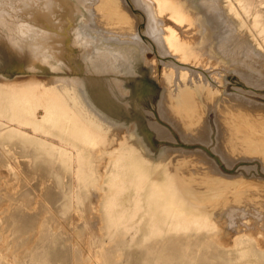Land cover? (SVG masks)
<instances>
[{
    "label": "rangeland",
    "instance_id": "374dc122",
    "mask_svg": "<svg viewBox=\"0 0 264 264\" xmlns=\"http://www.w3.org/2000/svg\"><path fill=\"white\" fill-rule=\"evenodd\" d=\"M87 1L89 4V1H92L89 5L91 12L83 9L84 12H80L78 18H75L76 15H64L65 18L57 21L59 30H66L67 37L73 43V52L83 55L90 50V58H93V52L96 54H94L95 57L98 56L100 63L98 60L94 61L97 65L99 64L98 68L94 67L93 69L96 68V70H93L88 66L89 70L85 66L84 69L88 70L84 71L89 73L93 71L94 73H91L93 78L99 79L101 85L104 84V88L106 87L105 93L110 94L111 91L114 93L113 96H111L112 93L108 94L109 98L107 96L111 102L113 100L114 104L100 106L96 104V100H92L88 92L90 85L81 67L70 72L59 66L60 68L56 67L54 71L50 67L54 64L53 61L52 64L47 65L37 63L35 67H28L31 64L24 62L21 66L24 64L27 66L16 70L21 63L17 66L9 64L12 65L9 66L7 60H0V77H2L0 84H6L7 81V83L20 82L25 78V81H29L35 78V81L39 79V82H45V89L50 86L48 89L53 90L51 84H54L56 79L59 80L58 85H61L63 82L60 81H64L67 77L72 78L74 75L73 79L78 77L80 81L83 77L82 80L86 83L84 81L81 83L87 90V96L90 102L92 101L91 105L96 109L95 111L106 116L107 123L110 125L107 131L99 130L103 138H98L95 142V158L88 156L87 159H82L79 165L74 159L75 151L69 152L64 142L60 143V140L48 134L38 132L53 142L58 141L55 145H59L51 150L52 157H47V151L44 153L42 149L28 144L31 142L10 140L9 142L6 140L8 137L3 139L0 137V264H264V246H262L264 245V232H262L264 231L262 228L264 227V136H262L264 135V0H159L160 7L155 8L154 14L159 15L161 11V17L166 25L159 26L161 30L163 28L160 32V47L165 49L164 53L169 54L165 56L163 53L164 59L167 61L169 59L165 66L162 60L155 58L153 51L138 47L136 43H132L131 37L123 38V33L129 36L136 33L133 28L128 26L127 28L123 22V24L119 23L120 14L114 10L111 0ZM119 3L120 7L128 6L127 0H118ZM20 4V0H0V10L4 12L7 8L6 12L11 13L14 6L18 7ZM77 5L78 2L73 0L72 6ZM44 6L46 4H43L42 8ZM128 8L129 6L126 9ZM129 9L126 11L120 9V11L122 14H128L127 11H129L130 15H133L135 11ZM164 27L174 28L178 36L172 37L170 34L168 37L164 34ZM115 37L123 42L129 38L131 45L128 44V46H133L132 50L127 46L128 50L126 48L123 52L118 51L116 46H111L121 44V41L118 42ZM138 40L141 43L142 39H139V36ZM108 43H112L110 45L112 48L108 46ZM87 45L91 48L82 52ZM158 56L163 57L160 54ZM77 59H80V62L85 60L83 57ZM171 60L174 63H171L172 65L168 64ZM177 61L182 62L183 65ZM160 65H163V68ZM101 69L104 79L100 76ZM197 75L202 76L201 79L200 77L197 79ZM246 75L248 79L251 78L248 86L242 80L246 78ZM110 80L112 82H109ZM211 81H214V84ZM245 81L249 82V80ZM107 82L108 86H105ZM235 94L243 98H236ZM82 96L83 100L86 99L84 92ZM4 100L0 98V117H2V120L0 118L2 122H0V134L6 133L8 136V133L13 130V125L9 113L4 112L6 109ZM162 112L165 118L172 122L169 124L177 128L175 132L169 125L175 134L166 136L159 130L158 120ZM242 115L245 120L242 119ZM207 119L212 132L210 133L211 144L208 143L205 146L201 142H196L195 129H201ZM29 120V122L33 121L32 124L37 122L33 118ZM243 120L244 124H242ZM245 121H249V125ZM215 122L216 125H214ZM100 123L104 122L100 121ZM183 124L193 126L186 128ZM217 124L218 129L214 128ZM246 136L247 138H243ZM214 138L221 139L219 141ZM124 143H127V147ZM248 147H251L253 152ZM215 148L219 150L218 153ZM229 149L232 151L228 152ZM120 154L126 157L124 164L128 161L130 163L128 162L126 171L118 169L120 171L118 176L125 172V177L122 179L128 180L122 184L121 177V180L117 179L119 184L123 186L127 184L126 190L122 188L123 186H119V191L116 186L110 188L106 179L117 165L118 157H122ZM223 157H225L224 161ZM41 162L47 166L44 167ZM211 162L215 163L217 168L215 164L212 167ZM48 164H53L54 167ZM198 167L201 169H197ZM138 175L146 178L144 183L146 186L142 185L140 191L138 190L140 202L136 200L135 188L139 182ZM211 175L220 178L218 182L211 183L216 189L221 185V188L226 187L214 198V200L217 198L214 201L216 203L210 204L215 208L211 210L210 223L213 227L217 223L220 226L217 225L212 234H200L201 230L198 229L203 226L201 222L202 219L204 221L207 218V213L205 203L198 197V187L208 186L214 179ZM224 180L228 182L232 180L231 185H227L228 182L224 183ZM148 194L151 196H147ZM214 196V194L208 195V197ZM152 200L155 201L154 205L150 203ZM169 201L172 205L168 203ZM167 205H171V209ZM107 206H111L110 211L114 209L111 211L112 219L119 220L117 229L106 228L112 225V222L104 221V207ZM227 206H231L232 214L223 211V208ZM172 207L177 209L178 213L181 211V215L183 214L181 220L185 219L183 220L185 223L180 221L176 224H184V227L191 230L192 235L172 236L162 241H148L151 236L147 235H152L153 232L166 234L165 226L162 224L159 226V221L163 220L165 214L171 216L169 220H163L171 222L167 223L168 225L177 221ZM166 209L171 211L167 212ZM156 210L160 211L159 215L156 212L154 214ZM216 210L217 213H215Z\"/></svg>",
    "mask_w": 264,
    "mask_h": 264
},
{
    "label": "bare ground",
    "instance_id": "6f19581e",
    "mask_svg": "<svg viewBox=\"0 0 264 264\" xmlns=\"http://www.w3.org/2000/svg\"><path fill=\"white\" fill-rule=\"evenodd\" d=\"M72 1L73 0H20L21 2V6L17 7V6H14L12 12H6L7 11V8H5L6 10L4 12H2L0 10V60H7L6 62L9 64H12V65H16L18 63H21L18 65V69L16 70H20L21 68H23L24 66H27V62L30 63L31 65H28L29 66H33L35 67V65H37V63H43V64H49L51 63H54V64H50L51 66V69L54 70V68L56 69V67L60 68V67H64V70L66 71L67 69L71 72H73L74 70H76L77 67H81V70H88L89 68L93 69L94 67H97L98 68V65L94 62L96 60H98V56L95 57V53L93 52V58L89 57L91 54L89 53L90 50H88L89 48H91L90 46H86L85 49L82 50V52L84 51H87L85 53H83V55H78V53H75L73 52V43L72 41L69 39V37H67V33H66V30L63 29V30H59V25H58V20L60 18H65L66 16L64 15H76L75 18H78L79 15H80V12H84L83 9H88V12L90 10L91 12V6L89 7V5L91 4L92 1H89L90 4L88 3L87 0H76L78 2V5L76 7H73L72 6ZM95 1V0H94ZM93 1V2H94ZM97 1V0H96ZM95 1V2H96ZM101 1V0H100ZM106 1V0H105ZM110 1V0H109ZM123 1V0H122ZM17 2V1H16ZM42 2V3H41ZM127 2L129 3H126V5L129 6V8H131L132 11H135L133 12V16L132 14L130 15L129 11L128 14L127 13H124L122 14V12L120 11V9H122V11H126V10H130L129 8L126 9L127 7L125 6V8L123 7H120V3L118 4V0H111V3H113L112 5L114 6V10H116L120 15H119V23L120 24H126V27L128 26L129 28H133V30L135 31V33L137 34L138 33V36H139V39L141 38L142 41L141 43L139 42L138 40V36H136V34H134L133 36H129L128 34H124L123 33V38L124 36H127V37H131L130 39H132V43L134 42V44L136 43L138 47H142L143 49H148L149 51H153L154 53V56L155 58H159L160 60L163 61V65L165 64L166 65V62L169 61L168 58L171 59V57H168V61L166 59H164V55L167 54L166 52L164 53L163 50L161 47H160V32H162L161 28H159V26H166L164 24V19L163 17H161V11H160V14L158 15V18L156 17L157 15L154 14V11H155V8H158L160 7V3H159V0H127ZM99 3V2H97ZM106 3V2H105ZM11 4V3H10ZM43 4H46V6H44V8H42V5ZM94 4V3H93ZM96 4V3H95ZM108 4V3H107ZM125 4V3H124ZM215 5V4H213ZM12 6V5H11ZM107 6V5H106ZM211 6V5H210ZM95 7V5H94ZM96 7H97V4H96ZM103 7V5H102ZM105 7V6H104ZM214 7V6H213ZM4 8V7H3ZM11 8V7H10ZM101 8V7H100ZM96 9V8H95ZM124 9V10H123ZM126 9V10H125ZM139 9V10H138ZM11 10V9H10ZM112 10V11H114ZM86 11V10H85ZM101 11V9H100ZM158 11V10H157ZM97 12V11H95ZM9 13V14H8ZM99 13V12H98ZM136 13V14H134ZM158 13V12H157ZM88 14V13H87ZM117 14V13H115ZM94 15V14H93ZM107 16V15H106ZM56 17V18H55ZM82 17V16H81ZM80 17V18H81ZM136 17V18H135ZM160 17V18H159ZM101 19H104V18H101ZM107 19V18H106ZM122 19V20H121ZM130 19V20H128ZM175 19V18H174ZM137 20V21H136ZM147 20V22H146ZM166 20V19H165ZM173 21V19H172ZM123 22V23H122ZM154 22V23H152ZM157 22V23H156ZM169 22V21H168ZM172 24V23H171ZM117 25V23H116ZM179 25V24H178ZM177 25V27H178ZM181 25V24H180ZM146 26V27H145ZM168 26V25H167ZM127 27V28H128ZM171 27V26H170ZM168 28L166 29V27H164V34L165 35H169L171 34V36H178L176 35V30H174V28H176L175 26H173L174 28ZM125 28V27H124ZM180 28V26H179ZM108 29V28H107ZM145 29H147V31H145ZM181 29V28H180ZM179 29V31H180ZM121 30V29H120ZM160 30V31H159ZM178 30V29H177ZM186 31V30H185ZM121 32V31H120ZM168 32H170L168 34ZM181 32H182V29H181ZM131 35V33H129ZM183 33H181L182 35ZM121 35V34H120ZM117 36V35H116ZM119 36V34H118ZM162 36V35H161ZM126 37V38H127ZM150 37V38H148ZM117 39V37H115ZM128 38V40H129ZM165 38V37H164ZM175 38V37H174ZM187 38V37H186ZM120 39V38H119ZM122 39V38H121ZM125 39V38H124ZM169 39H172V38H169ZM169 39H163L164 41H167ZM178 39V38H177ZM189 39V38H188ZM127 39L123 42V40H118L117 41H121V44H109L108 46L111 47V46H116V49L118 51H123L124 52V49L127 48L128 50V47H131V46H128V44H130L131 42L128 41ZM135 40V41H134ZM138 40V42H137ZM187 40V39H186ZM191 41V39H190ZM104 42V41H103ZM176 42V40H175ZM192 42V41H191ZM116 43V42H115ZM167 43V42H166ZM106 45V44H105ZM111 45V46H110ZM131 45V44H130ZM170 45V44H169ZM128 46V47H127ZM135 45V47H137ZM168 46V45H167ZM95 47V46H94ZM103 47V46H102ZM137 47V49H138ZM169 47V46H168ZM112 48V47H111ZM133 46L130 48L132 50ZM141 49V48H139ZM108 50V49H107ZM106 50V51H107ZM130 50V51H131ZM135 50V49H134ZM133 50V51H134ZM99 51V50H97ZM105 51V53H106ZM176 51V50H175ZM80 52V51H79ZM113 52V51H112ZM115 52V50H114ZM101 53V52H100ZM111 53V52H110ZM133 53V52H132ZM150 53V52H149ZM164 53V55H163ZM170 53V52H169ZM89 54V55H88ZM95 54V55H94ZM120 54V53H119ZM162 55L163 57H159L158 55ZM133 55V54H132ZM169 55V54H167ZM171 55V54H170ZM125 56V54H124ZM146 56V54H145ZM166 56V55H165ZM175 56V55H174ZM173 56V57H174ZM83 57V59L85 60H82L80 62V59H77V58H81ZM183 57V56H182ZM105 58V57H104ZM106 58H108L106 56ZM114 58H115V55H114ZM95 59V60H93ZM100 59V57H99ZM149 59V58H148ZM250 59V58H249ZM107 60V59H105ZM159 60V62H161ZM174 60L176 61V58L174 57ZM253 60V59H252ZM252 60L250 62H252ZM258 60V59H257ZM99 61V60H98ZM174 61V62H175ZM255 61V60H254ZM253 61V62H254ZM26 63L24 64V66H21L22 63ZM56 62V63H55ZM149 62V61H148ZM165 62V63H164ZM179 61H177L178 63ZM100 63V61H99ZM101 63H102V60H101ZM103 63H104V60H103ZM106 63V62H105ZM116 63V62H115ZM157 63V61H156ZM174 64L173 63V60H171L168 64ZM179 63H182V62H179ZM160 64V63H159ZM171 64V65H172ZM192 64V63H191ZM190 64V65H191ZM12 65H9V66H12ZM162 65V66H163ZM164 65V66H165ZM170 65V66H171ZM181 65V64H180ZM183 65V63H182ZM187 65V64H186ZM251 65V64H249ZM60 66V67H59ZM85 66L88 68V69H84ZM103 66V65H102ZM157 66V65H156ZM161 66V65H160ZM161 66V67H162ZM192 66V65H191ZM27 67V68H28ZM32 67V68H33ZM47 67V66H46ZM45 67V69H46ZM111 66L109 65L108 69L110 68ZM175 67V65H174ZM194 67V66H193ZM192 67V68H193ZM252 67V66H251ZM15 68V66H14ZM17 68V67H16ZM42 68V67H41ZM107 68V67H106ZM163 68V67H162ZM12 69V68H11ZM24 69V68H23ZM50 69V68H49ZM259 69V68H258ZM37 70V69H36ZM35 70V71H36ZM90 70V69H89ZM93 70H96L93 69ZM105 71H108L106 69H103ZM110 70V69H109ZM174 72H175V69H173ZM29 71V70H28ZM50 71V70H49ZM55 71V70H54ZM100 71V70H99ZM98 71V72H99ZM102 71V69H101ZM181 71V70H179ZM183 71V70H182ZM192 71V70H191ZM261 71V70H260ZM26 72V71H24ZM62 72V71H61ZM93 72V71H92ZM91 72V73H92ZM96 72V71H95ZM97 72V74H98ZM113 72H114V69H113ZM187 72V71H186ZM242 72V71H241ZM246 72V70H245ZM249 72V71H248ZM253 72V71H252ZM23 73V72H22ZM31 73V72H30ZM89 73L88 71H84V75H86L85 77L87 78V83L88 85H90V88L88 89V92L90 93V95L92 96V100L96 102L97 105H107L109 103L111 104H114L113 103V100L112 102L108 99L109 96L107 94V92L105 93V88H104V84L103 86L101 85L102 83L100 82L99 80V83H98V80L97 79H94L93 78V74ZM94 73V72H93ZM106 73V72H104ZM110 73V72H109ZM157 73V71H156ZM178 73H181V72H178ZM177 73V74H178ZM189 73V72H188ZM187 73V74H188ZM199 72L197 71V74ZM204 73V72H203ZM244 73V71H243ZM260 73V72H259ZM32 74V73H31ZM55 74V73H54ZM67 74V73H66ZM65 74V75H66ZM71 74V73H70ZM96 74V75H97ZM176 74V73H175ZM176 74V75H177ZM262 74V73H261ZM39 75V74H38ZM76 75V73H75ZM99 75V74H98ZM105 75V74H104ZM200 75V74H199ZM240 75V74H239ZM22 76V75H21ZM26 76V75H25ZM42 76V75H41ZM51 76V75H50ZM56 76V75H55ZM60 76V75H59ZM71 76V75H70ZM100 76L102 79H104L102 76H103V71L102 73H100ZM109 76V75H108ZM115 76V75H114ZM159 76V75H158ZM161 76V75H160ZM181 76V75H180ZM179 76V77H180ZM189 76V74H188ZM241 76H242V73H241ZM255 76V75H254ZM27 77V76H26ZM43 77V76H42ZM73 77H75L73 75ZM72 78H68L65 79L64 81H60V82H63L61 85H58V79H56L54 81V84H51L52 87H53V90L51 89H48L46 88L45 89V82L43 81H40L39 82V79L38 81H35L36 79L33 78L34 80H29V81H25L22 80L20 82H13V81H10V82H13V83H3V84H0V98H4L6 100H4V103L6 102V109H4L5 113L6 111L9 113V118L12 125H13V130L8 133V136L7 134H0V137L1 139H3L4 137H8L6 140L7 141H14V142H21V141H25V142H31V143H28L30 144L32 147H35V148H38V149H42V151L45 153V151L48 152V155L47 157H52V152L51 150H54V148H56L58 145H55L56 142H64L66 144V147H67V150L69 152H72V151H75V154H74V159L75 161L78 163L77 165H79L80 161L82 159H87L88 156H91L93 158H95V146H96V141L98 138H103V136H101V131H105L106 129H109L110 125H108L109 123H107V119L105 118L106 116H103L102 113H100L99 111H95L96 109L91 105V102H90V99H89V96H87V90H85L84 88V85L81 83V81L83 82L84 80H82L81 78V81L80 79L78 80L77 78L76 79H73ZM95 77V76H94ZM105 77V76H104ZM111 77V76H110ZM198 77H201L202 76H198L197 75V79ZM253 77V76H252ZM261 77V76H260ZM2 77H0L1 79ZM30 78V77H29ZM62 78V77H61ZM108 78V80L110 79L109 77H106V79ZM185 78V77H184ZM188 78V77H187ZM190 78V77H189ZM192 78V76H191ZM246 78H247V75H246ZM246 78H243L242 80L245 82V84L249 85L250 84V79H246ZM255 78V77H254ZM6 79V78H5ZM176 79V78H175ZM195 79V78H194ZM196 79V81H197ZM49 80V79H48ZM107 80V81H108ZM192 80V79H190ZM209 80V79H208ZM207 80V81H208ZM211 80V79H210ZM245 80H249L248 81H245ZM176 81V80H175ZM180 81V80H179ZM182 81V80H181ZM206 81V80H205ZM206 81V82H207ZM239 81V80H238ZM258 81V80H257ZM86 83V81H84ZM109 82H112L111 80ZM192 82V81H191ZM214 81H211V83H213ZM243 82V83H244ZM53 83V82H52ZM105 83V81L103 82ZM178 83V82H177ZM183 83V82H182ZM238 83V82H237ZM256 83V82H255ZM254 83V84H255ZM42 84V85H41ZM57 84V85H56ZM83 86H82V85ZM108 82L106 83L105 86H108L107 85ZM116 84V83H115ZM180 84V83H179ZM187 84V82L185 83ZM189 84V83H188ZM209 84V83H208ZM214 84V83H213ZM227 84V83H226ZM232 84V83H231ZM54 85V86H53ZM112 85V84H111ZM194 85V84H193ZM205 85V84H204ZM247 85V86H248ZM253 85V84H252ZM261 85V84H260ZM87 86V85H86ZM115 86V85H114ZM176 86V85H175ZM174 86V87H175ZM233 86V85H232ZM245 86V85H244ZM51 87V88H52ZM112 88V87H111ZM258 88V87H257ZM177 89V88H176ZM237 89V88H236ZM250 89V88H249ZM251 89H253L251 87ZM256 89V88H255ZM114 90V89H113ZM116 90V89H115ZM122 90V89H121ZM240 90V89H239ZM68 91H70V93L72 94L71 96L69 95L70 93H68ZM235 91H238V90H235ZM235 91H232L234 93H236ZM250 90H248L249 92ZM55 92V93H54ZM85 93L86 94V99L83 100V96H82V93ZM109 92V91H108ZM114 92V91H113ZM246 92V91H245ZM251 92H254V91H251ZM250 92V94H251ZM112 93V91L110 92V94ZM116 93V92H115ZM119 93V92H118ZM238 93V92H237ZM241 93V91H240ZM256 93V92H255ZM254 93V94H255ZM107 94V95H106ZM109 94V95H110ZM114 93L111 94V96H113ZM253 94V93H252ZM116 95V94H115ZM238 95V96H237ZM3 96V97H1ZM108 96V98H107ZM236 98H240L242 99L243 96H239V94H235ZM119 97V96H118ZM122 97V96H121ZM124 97V96H123ZM230 97V96H229ZM246 97V96H245ZM248 97V96H247ZM258 97V96H257ZM264 97V96H263ZM112 99V98H111ZM118 99V98H117ZM123 99V98H122ZM245 99V98H244ZM71 100V101H70ZM121 100V99H120ZM248 100V99H247ZM255 100V99H254ZM257 100V99H256ZM119 101V100H117ZM227 101V100H226ZM3 102V101H2ZM99 102H101L102 104H100ZM120 102V101H119ZM249 102V101H248ZM252 102V101H251ZM249 102V103H251ZM257 102V101H256ZM68 103V104H66ZM243 103V102H242ZM252 104H255V102ZM263 104V103H262ZM1 105V104H0ZM126 105H128V102H126ZM244 105V104H243ZM246 105V104H245ZM251 105V104H250ZM236 106V105H235ZM252 106V105H251ZM257 106H260V104ZM264 106V105H263ZM91 108V109H90ZM106 108V107H105ZM238 108V107H237ZM95 109V110H94ZM235 109V108H234ZM243 109V108H242ZM261 110V109H260ZM235 111V110H234ZM241 111V110H240ZM262 111V110H261ZM29 112H32L33 114L29 113ZM233 112V111H231ZM243 112V111H242ZM236 113V112H235ZM3 114V113H2ZM72 114V115H70ZM188 114V113H187ZM240 114V113H239ZM243 114V113H242ZM246 114V113H245ZM1 115V114H0ZM35 115V116H34ZM228 115V114H227ZM163 116V120H161ZM196 116H199V115H196ZM244 119V115H242ZM253 116V115H252ZM261 116V115H260ZM8 117V116H7ZM195 117V116H194ZM232 118V116H230ZM259 117V116H258ZM1 120H2V117H0ZM29 118H33V120L37 121L36 123H31L33 122L31 120V122H29ZM161 118L158 120V126H159V130L161 132H163L166 136H170L174 133V130L175 132L177 131V128H173L172 125H170L169 123H172L171 121H168L165 116H164V113L162 112L161 114ZM230 118V119H231ZM257 118V116H256ZM239 119V118H237ZM247 119V117H246ZM0 120V122H1ZM192 120V118L190 119ZM214 120V119H213ZM245 120V119H244ZM244 120H243V123L244 124ZM248 120V119H247ZM264 120V119H263ZM263 120L261 122H263ZM9 121V119L7 120ZM100 121H103L104 123H106L104 125V123H100ZM240 121V120H239ZM242 121V120H241ZM255 121V120H254ZM110 122V121H109ZM167 122V123H166ZM190 122V121H189ZM247 122V121H245ZM249 122V121H248ZM247 122V123H248ZM259 122V121H257ZM2 123V122H1ZM10 123V122H9ZM245 123V124H247ZM250 123V122H249ZM248 123V125H249ZM4 124V123H3ZM168 124V125H167ZM240 124V123H239ZM11 125V124H10ZM170 126H172V129H170ZM185 124H183L184 126ZM216 125V122L215 124ZM247 125V127H248ZM251 125V124H250ZM257 125V123H256ZM263 125H264V122H263ZM1 126V125H0ZM157 126V127H158ZM188 126H193L191 124H189ZM188 126L185 125V127L187 128ZM232 126V125H231ZM246 126V125H245ZM261 126V124H260ZM5 126H3L4 128ZM216 127H219L218 124L217 126H215L214 128ZM229 127V126H228ZM256 127V126H255ZM264 127V126H263ZM262 127V128H263ZM10 128V126H9ZM210 126L208 124V119L204 122V126L201 128V129H195V133H197V138H196V142H201V144L203 145H208V143L211 144L210 142V133L212 132V129L210 130ZM248 128H251V127H248ZM260 128V127H259ZM8 129V128H7ZM12 129V128H11ZM218 129V128H216ZM216 129L214 131H216ZM245 129V128H244ZM252 129V128H251ZM264 129V128H263ZM101 130V131H99ZM241 130H242V127H241ZM247 130V129H246ZM255 130V129H254ZM258 130V129H257ZM260 130V129H259ZM9 131V130H8ZM107 131V130H106ZM4 132V130L2 131ZM1 132V133H2ZM38 132H41L43 134H48L50 135L51 137H54V138H57L58 141L56 142H53L51 141V139L49 140L48 138L43 137L40 133ZM251 132V131H250ZM256 132V131H255ZM254 132V133H255ZM261 132V131H260ZM218 133V132H217ZM220 133V131H219ZM236 133H238L236 131ZM242 133V132H240ZM239 133V134H240ZM259 133V132H257ZM175 134V133H174ZM213 134V133H212ZM216 134V132H215ZM249 134V133H248ZM263 134V133H262ZM246 135V134H245ZM255 135V134H253ZM258 137H259V134H257ZM213 136V135H212ZM238 136V135H237ZM240 136H242L240 134ZM249 136V135H248ZM261 136V134H260ZM264 136V135H262ZM220 137V136H218ZM239 137V136H238ZM252 137V136H251ZM257 137V136H255ZM243 138H247L246 137H243ZM261 138V137H260ZM259 138V139H260ZM216 138H214L215 140ZM221 139V138H220ZM220 139H216V140H219ZM236 139V138H235ZM238 139V138H237ZM251 139V138H250ZM256 139V138H255ZM258 139V138H257ZM258 139V140H259ZM242 140V138H241ZM261 140V139H260ZM263 140V139H262ZM9 141V142H10ZM218 141V142H219ZM236 141V140H235ZM243 141V140H242ZM124 142V141H123ZM217 142V143H218ZM245 142V140H244ZM256 142V141H255ZM100 143V142H99ZM106 143V142H105ZM215 143V142H213ZM216 143V144H217ZM249 143V142H248ZM251 143V142H250ZM254 143V142H253ZM260 143V142H259ZM21 144V143H20ZM25 144V143H24ZM127 147V143H124ZM219 144V143H218ZM23 145V144H21ZM202 145V146H203ZM213 145V144H212ZM215 145V144H214ZM227 145V143H226ZM253 145V144H252ZM256 145V144H255ZM254 145V147H255ZM263 145V144H262ZM99 146V145H97ZM216 146V145H215ZM214 146V147H215ZM219 147V145H217ZM229 146V145H228ZM261 146V145H260ZM28 147V146H27ZM130 147V146H129ZM212 147V146H211ZM244 147V146H243ZM121 148V147H120ZM124 148V146H123ZM132 148V147H131ZM208 148V147H206ZM217 148V147H216ZM215 148V149H216ZM228 148V147H227ZM232 148V147H231ZM246 148H247V145H246ZM248 148H251V147H248ZM257 148L260 149L259 146H257ZM118 149V148H117ZM210 149V147H209ZM215 149L213 150V153L215 152ZM219 149V148H217ZM216 149V150H217ZM226 149V147H225ZM252 149V148H251ZM258 149V150H259ZM263 149V148H262ZM126 148H125V152H126ZM131 150V149H130ZM249 150V149H248ZM91 151V152H90ZM132 151V150H131ZM219 150H217V153H218ZM228 151V150H226ZM232 149H229L228 152H231ZM263 151V150H262ZM261 151V152H262ZM28 152V150H27ZM93 152V153H92ZM221 152V151H220ZM224 152V151H223ZM252 152H253V149H252ZM90 153H92L90 155ZM123 153V152H122ZM131 153V152H130ZM264 153V152H263ZM67 154H69L67 152ZM225 154V153H224ZM261 154V153H260ZM259 154V155H260ZM228 155V154H227ZM230 155V154H229ZM232 155V154H231ZM230 155V156H231ZM257 155V153L255 154ZM262 155V154H261ZM264 155V154H263ZM120 156L122 157H118V163L117 165L114 167L113 171H111L112 173L109 175V177L106 179V182L109 184V186H111L110 188H114L115 186L117 187V189L120 191V187H122L123 185V182L124 181H128L127 179L124 180L122 179L123 177H125V172L124 173H121L120 174V177L122 179V184L117 181V179L119 180L120 177L118 176V169H121V170H124L126 171V167L129 165V163L127 164H124L125 162V158L123 156V154H120ZM233 156V155H232ZM242 156V155H241ZM251 156V154H250ZM141 157V155H140ZM228 157V156H227ZM239 157V156H238ZM252 157V156H251ZM255 157V156H254ZM131 158V156H130ZM142 158V157H141ZM224 158L223 157V161H224ZM258 158V157H257ZM48 159V158H47ZM128 159V158H127ZM219 159H221V157H219ZM229 159V158H228ZM130 160V159H129ZM222 160V159H221ZM194 161V160H193ZM210 161V160H209ZM212 161V160H211ZM227 161V160H226ZM225 161V163H226ZM262 161V160H261ZM133 162V161H132ZM208 162V161H207ZM206 162V163H207ZM136 163V162H134ZM213 164V162H211ZM229 163V162H227ZM41 164L45 167L47 166V164L41 162ZM215 164V163H214ZM211 165L212 167L214 166ZM231 164V163H230ZM230 164H228L230 166ZM245 164V163H244ZM227 165V166H228ZM240 165V164H239ZM48 166L50 167H54L53 164H48ZM132 166V165H131ZM135 166V165H133ZM136 167V166H135ZM148 167V166H147ZM215 167L217 168L216 164H215ZM214 167V168H215ZM261 167V166H260ZM133 168V167H132ZM203 168V167H202ZM209 168V167H208ZM213 168V170H214ZM229 168V167H228ZM54 169V168H53ZM134 169V168H133ZM197 169H201L200 167H198ZM233 169V168H232ZM75 170V169H74ZM169 170V169H168ZM212 170V169H211ZM133 171V170H132ZM131 171V172H132ZM138 171V170H136ZM120 172V171H119ZM123 172V171H122ZM129 172V171H128ZM146 172V171H145ZM171 173V172H169ZM131 174V173H130ZM137 174V173H136ZM139 174V173H138ZM142 174V173H141ZM148 174V173H147ZM171 176V174H169ZM168 175V176H169ZM232 175V174H231ZM129 176V175H127ZM126 176V177H127ZM135 176V175H134ZM152 176V175H151ZM169 176V177H170ZM106 177V176H105ZM130 177V176H129ZM212 178V181L210 182V184L208 186H205L204 187H198L199 188V193H198V197L205 203L206 207H205V211L207 213V218L203 221L202 219V222L201 220L197 219V221H200L201 223H203L202 227H201V224H200V229L198 230H201L200 231V234H212L214 233V229L217 228V225L220 226V224H218L217 222V225L216 226H212L210 221H212L211 219V213H212V209L214 210L215 208H213L210 204L213 203L215 200L214 198L219 194V193H222V191L224 189H226V187H222L221 186L219 188L216 189V187H214L215 185L211 184L212 182H218L220 178H217V177H213L211 175ZM220 177V176H219ZM116 178V179H115ZM154 178V177H153ZM168 178V177H167ZM216 178V179H215ZM120 179V180H121ZM134 179V178H133ZM151 179V178H150ZM161 179V178H160ZM166 179V178H165ZM169 179V178H168ZM218 179V180H217ZM138 184L135 185V188H136V193H137V196H136V200L139 201V191L140 189L143 187L142 185L146 186L144 183H146V178L145 177H142L141 175H138ZM170 180V179H169ZM214 180V181H213ZM166 181V180H165ZM225 181V180H224ZM223 181V182H224ZM232 181V180H231ZM231 181L228 182L225 181L224 183H227V185H231ZM130 182V181H129ZM133 182V180H132ZM156 182V181H155ZM175 182V181H173ZM128 183V182H127ZM137 183V182H135ZM152 183V181L150 182ZM158 183V182H157ZM163 183V182H162ZM169 183V181H168ZM166 184V183H165ZM215 184V183H214ZM241 184V183H240ZM239 184V185H240ZM127 184H125L122 188L126 190L125 186ZM131 185V183L129 184ZM225 185V184H224ZM223 185V186H224ZM120 186V187H119ZM133 186V185H132ZM131 186V187H132ZM142 186V187H141ZM158 186V185H157ZM245 186V185H244ZM128 187V186H127ZM131 187H128V188H131ZM168 187V186H167ZM246 187V186H245ZM109 188V187H108ZM121 188V189H122ZM160 188V187H159ZM165 188V187H164ZM229 188H231V186H229ZM253 188V187H252ZM116 189V188H115ZM134 189V188H133ZM129 190V189H128ZM139 190V191H138ZM171 190V189H170ZM233 190V189H232ZM124 191V190H123ZM143 191V190H142ZM155 191V190H154ZM161 191V190H160ZM166 191V190H165ZM114 192V191H113ZM111 192V193H113ZM118 192V191H117ZM156 192V191H155ZM154 192V193H155ZM124 193V192H123ZM122 193V194H123ZM127 193V192H126ZM228 193V192H227ZM130 194V193H129ZM152 194V192L150 193ZM150 194H148L147 196H151ZM159 194V193H158ZM210 194H214L215 196L214 197H208V195ZM115 195V194H114ZM113 195V196H114ZM117 195V194H116ZM134 195V194H133ZM136 195V194H135ZM159 196V195H158ZM163 196V195H162ZM248 196V195H247ZM153 197V196H152ZM113 198V197H112ZM118 198V197H117ZM116 198V199H117ZM135 198V197H134ZM133 198V199H134ZM175 198V197H174ZM210 198V199H209ZM109 199V197H108ZM111 199V198H110ZM122 199V198H121ZM128 199V198H127ZM151 198H149L150 200ZM251 199V198H250ZM119 200V198H118ZM159 200V199H158ZM164 200V199H163ZM170 200V199H169ZM110 201V200H109ZM108 201V202H109ZM154 200H152L150 203L152 205L155 204V201L153 202ZM160 201V200H159ZM165 201V200H164ZM113 202V201H112ZM116 202V201H115ZM119 202V201H118ZM128 202V201H127ZM132 202V201H131ZM135 202V201H134ZM140 202V201H139ZM111 203V202H110ZM164 203V202H163ZM170 203V201L168 202ZM173 203V202H172ZM216 202H214L215 204ZM250 203V202H249ZM114 204V203H113ZM117 204V203H116ZM139 204V203H138ZM171 204V203H170ZM237 204V203H235ZM115 205V204H114ZM121 205V204H120ZM132 205V204H131ZM136 205V204H135ZM172 205V204H171ZM170 205V206H171ZM210 205V206H209ZM233 205V204H231ZM112 206V205H111ZM111 206H107V207H104V215H105V222H112V225H108L107 227L104 225V227H106L107 229L109 230H114V229H117L118 227V221L116 219H112L111 217V211L113 210H109ZM117 206V205H116ZM115 206V207H116ZM122 206V205H121ZM133 206V205H132ZM139 206V205H138ZM164 206L165 203H164ZM168 206V205H167ZM170 206H168V208H170ZM234 206V205H233ZM236 206V205H235ZM120 207V206H119ZM118 207V208H119ZM134 207V206H133ZM231 206H227V207H224L223 208V211H228L227 213L228 214H232L233 213V210L230 208ZM106 208V209H105ZM116 208V209H118ZM139 208V207H138ZM163 208V207H162ZM173 208V207H172ZM218 208V207H217ZM126 209V208H125ZM124 209V210H125ZM135 209V208H134ZM140 209V208H139ZM158 209H160L158 207ZM171 209V208H170ZM174 209V208H173ZM141 210V209H140ZM139 210V212H140ZM167 212L169 211L168 209H166ZM177 210V209H176ZM176 210L174 209L173 212L174 213V218L177 220L176 222L172 223L171 225H168L167 223H171V222H164V221H167L171 218V216H168L169 214H165V216H163V220L161 219V222L159 221V226L160 224L164 225L165 226V231H166V234H157L155 232L152 233V235H147V236H151L149 237V240H164V239H167L169 237H172V236H179V237H187L189 235H192L191 234V230L188 228V227H184L181 223V225H177L176 223L180 222V221H183L181 220L183 218V214L181 215V211L178 213L176 212ZM132 211V210H131ZM135 211V210H134ZM165 212V209L163 210ZM171 211V210H170ZM169 211V212H170ZM115 212V211H114ZM124 212V211H122ZM155 212L159 215L160 211H154V214ZM163 212V213H164ZM219 212V211H218ZM118 213V212H117ZM116 213V214H117ZM125 213V212H124ZM129 213V212H128ZM127 213V214H128ZM163 213H161L163 215ZM195 213V212H194ZM205 213V212H204ZM217 213V210L216 212ZM214 213V214H215ZM259 213V212H258ZM123 214V213H122ZM173 215V214H172ZM198 215V214H197ZM217 215V214H216ZM116 217V215H114ZM121 217V215H119ZM118 216V217H119ZM123 216V215H122ZM125 216V215H124ZM128 216V215H127ZM126 216V217H127ZM153 216V214H152ZM219 216V215H217ZM220 216H221V213H220ZM119 217V218H120ZM129 217H132V216H129ZM151 217V216H150ZM215 217V216H214ZM173 218V216H172ZM188 218V217H187ZM194 218V217H193ZM198 218V217H196ZM218 218V217H216ZM215 218V219H216ZM122 219V218H121ZM120 219V220H121ZM131 219V218H130ZM123 220V219H122ZM133 220V218H132ZM158 221V220H157ZM217 221V220H216ZM219 221V219H218ZM124 222V221H123ZM122 222V223H123ZM184 222V221H183ZM189 222V221H187ZM120 223V224H122ZM158 223V222H157ZM156 223V224H157ZM185 223V222H184ZM190 223V222H189ZM214 223H215V220H214ZM191 224H192V221H191ZM190 224V225H191ZM195 224V223H194ZM127 225V224H126ZM188 225V223H187ZM196 225H198L196 223ZM256 225V224H255ZM124 226H125V223H124ZM148 226V225H147ZM158 226V228H159ZM247 226V225H246ZM150 227H151V224H150ZM149 227V228H150ZM194 227V226H193ZM258 227V226H257ZM262 227V226H261ZM105 228V229H106ZM122 228V227H120ZM119 228V229H120ZM152 228V227H151ZM154 228V227H153ZM156 228V227H155ZM195 228H197L195 226ZM256 228V227H255ZM264 228V227H262ZM118 229V230H119ZM149 230V229H148ZM123 231V230H121ZM127 231V230H126ZM130 231V230H129ZM128 231V233H129ZM154 231V229L152 230ZM150 232V230L148 231ZM156 232H157V229H156ZM161 232V231H160ZM256 232V231H255ZM254 232V234H255ZM264 232V231H262ZM110 233H113V232H110ZM197 233V232H196ZM127 234V232L125 233ZM124 234V235H125ZM256 236V235H255ZM133 237V236H132ZM131 237V238H132ZM135 237V236H134ZM233 237V236H232ZM258 237V236H257ZM256 237V238H257ZM263 237V236H262ZM261 238V237H260ZM258 238V239H260ZM134 239V238H132ZM145 239V238H144ZM143 239V241H144ZM147 239V237H146ZM133 241V240H132ZM147 241V240H146ZM258 241H261V240H258ZM257 241V242H258ZM143 243V242H142ZM230 243V242H229ZM264 243V242H263ZM261 246V245H260ZM264 246V245H262ZM264 248V247H263Z\"/></svg>",
    "mask_w": 264,
    "mask_h": 264
}]
</instances>
